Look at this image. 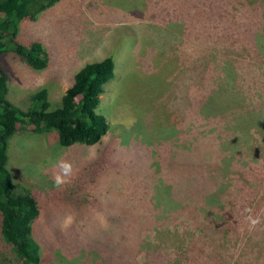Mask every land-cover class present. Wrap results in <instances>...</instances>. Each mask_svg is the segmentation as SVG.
<instances>
[{
  "label": "rangeland",
  "instance_id": "rangeland-1",
  "mask_svg": "<svg viewBox=\"0 0 264 264\" xmlns=\"http://www.w3.org/2000/svg\"><path fill=\"white\" fill-rule=\"evenodd\" d=\"M157 1L57 0L34 19H23L17 31L16 40L22 45L41 42L48 53L45 67L28 65L11 45L0 54V66L9 77L8 100L24 110L39 107L29 96L42 88L47 90L49 109L58 107L83 64L106 56L115 59L114 78L105 84L99 104L108 123L99 143L62 146L55 129L35 133L26 126L18 128L8 140V164L14 182L29 190L39 204L32 234L40 243V264H106L109 260L101 249L108 243V236L121 225L124 215L151 206L157 200V182H166L170 174L173 140L177 141L182 124L179 112L185 113L183 99L177 105L174 101L184 95L189 59L195 61L197 55L195 38L188 36L186 26L195 23L188 27L189 31L193 29L192 34L204 27L202 22L199 24V11L192 16L193 21L190 16L181 21V10L172 0H163L171 9H167L168 14L160 12ZM192 1L199 5L203 0ZM245 1L253 11L245 6L237 12L233 5L231 9L225 4L226 9L220 6L221 10H213L209 17L210 21H228L231 14L232 19H240L238 24L228 25L231 34L236 35L239 29L248 31L246 41L229 51L240 71L248 65L253 69L260 63L264 66V58L258 59L260 52L254 38L260 39L261 35L249 30L253 27L252 17L258 15L263 20L264 0H231L241 7ZM256 25L262 23L256 21ZM210 29L212 34L217 32L216 28ZM260 80L250 91L252 98L245 103L239 101L236 111L252 108L254 94L264 97V75ZM250 136L246 150L251 149L259 160H264V143L257 133ZM201 160L211 170L214 151L203 154ZM65 164L70 166L68 172L62 167ZM166 193L168 190L163 188L160 198ZM154 215L144 227L132 229L138 235L134 242L138 246L132 248L130 264H151L148 250L151 255L161 252L171 264L196 230L178 212L167 215L160 208ZM116 241L111 243L114 253ZM92 245L98 248L96 255ZM0 264H21L1 233Z\"/></svg>",
  "mask_w": 264,
  "mask_h": 264
},
{
  "label": "trees",
  "instance_id": "trees-1",
  "mask_svg": "<svg viewBox=\"0 0 264 264\" xmlns=\"http://www.w3.org/2000/svg\"><path fill=\"white\" fill-rule=\"evenodd\" d=\"M55 1L0 0V54L11 45L28 65L45 67L48 53L41 42L22 45L16 40L17 31L23 19H34ZM172 1L174 7L181 10V21L185 16L193 21L192 16L199 11V24L202 22L204 28L192 34L193 29H188L195 23L186 26L188 36L195 38L193 47L197 55L195 61L189 59L186 91L184 87V95L174 101L177 105L183 99L185 113L179 112L182 124L177 141L173 140L174 150L168 163L170 174L166 182H157L154 205L145 204L143 212L136 210L133 215H124L121 225L116 226L101 250L110 261L106 264H111L112 260L115 264H130L132 248L138 246V242L134 243L138 235L132 229L144 227L161 208L167 215L174 212L184 215L196 229L176 252L171 264H264V160H259L251 149L247 151L245 144L254 133L264 143V97L254 94L252 108L235 110L239 101L245 103L252 98L250 91L261 81L264 66L260 63L253 69L248 65L240 71L238 61L229 54L235 44L242 45L246 41V29H236V35L228 30L229 24H238L240 19H232L229 14L228 21L209 20L212 11L221 10L220 6L225 7V4L231 9L233 5L237 12L245 6L251 11V6L245 1L241 7L231 0H203L199 5L192 0ZM167 3L159 0L155 5L160 12L168 14L171 9ZM251 20L253 27L249 30L261 35L260 39L254 37L260 60L264 58V16L263 20L258 15ZM256 21L262 25L258 27ZM212 27L217 32L212 34ZM114 75L112 56L86 62L74 74L58 107L49 109L47 90L42 88L29 96L39 107L24 110L8 100L9 77L0 66V233L21 264L41 263L40 243L32 234V222L40 208L36 197L14 182L8 164V140L15 136L18 128L26 126L35 133L55 129L62 146L99 143L108 128L99 104L105 84ZM209 151L215 153L211 170L206 169L201 160ZM163 188L168 193L160 198ZM141 198L143 201L144 197ZM115 238L114 253L111 243ZM92 247L97 254V246ZM146 252L151 264H167L161 252L154 255L152 251Z\"/></svg>",
  "mask_w": 264,
  "mask_h": 264
},
{
  "label": "clouds",
  "instance_id": "clouds-1",
  "mask_svg": "<svg viewBox=\"0 0 264 264\" xmlns=\"http://www.w3.org/2000/svg\"><path fill=\"white\" fill-rule=\"evenodd\" d=\"M62 167L64 168L65 172H68V171H69V169H70V166H69V165H67V164H65V165H62ZM57 181H58V182L60 181V178H59V177L57 178Z\"/></svg>",
  "mask_w": 264,
  "mask_h": 264
}]
</instances>
